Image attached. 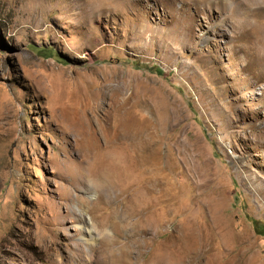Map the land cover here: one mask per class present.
<instances>
[{"label": "rangeland", "instance_id": "rangeland-1", "mask_svg": "<svg viewBox=\"0 0 264 264\" xmlns=\"http://www.w3.org/2000/svg\"><path fill=\"white\" fill-rule=\"evenodd\" d=\"M119 3L0 0V264H264V27Z\"/></svg>", "mask_w": 264, "mask_h": 264}, {"label": "bare ground", "instance_id": "bare-ground-1", "mask_svg": "<svg viewBox=\"0 0 264 264\" xmlns=\"http://www.w3.org/2000/svg\"><path fill=\"white\" fill-rule=\"evenodd\" d=\"M112 1H116V2H120L123 4V6L126 7H130V5H135V4H139L140 2H142L143 0H112ZM177 1V0H176ZM185 1V3H189V5H194V6H198V9H201L202 7L200 5L204 4L206 1L208 2L209 0H183ZM239 1V0H238ZM119 3V4H120ZM116 5V4H115ZM118 5V4H117ZM200 6V7H199ZM241 6L243 7H247L248 10L250 11L249 14H251V16L253 15L255 17L254 21H253V25L254 26H263L264 27V0H240L239 5H236L233 9L235 14H240L239 10L241 8ZM110 7V6H108ZM113 7V6H112ZM141 9V8H140ZM246 9V8H245ZM201 10H204L203 8ZM243 11V10H242ZM143 12V11H141ZM245 15V14H244ZM234 67V65H233ZM239 72V71H237ZM251 83V82H250ZM251 85V84H250ZM249 85V86H250ZM125 133V132H124ZM122 134L123 136L120 137V141L119 144L122 146H129L130 141H131V134H129L128 132L125 134ZM137 135V134H136ZM135 136V135H134ZM139 137V136H138ZM133 144V143H132ZM138 144V143H137ZM131 146V145H130ZM132 147V146H131ZM136 147V146H135ZM143 148V147H142ZM136 149V148H135ZM146 150V149H145ZM142 152V151H141ZM145 152V151H144ZM140 156H142V154L139 152L137 153V157L139 158ZM136 157V158H137ZM135 158V159H136ZM144 158V157H143ZM139 160V159H138ZM145 161V160H144ZM143 161V162H144ZM136 162V161H134ZM138 162V161H137ZM140 162V161H139ZM141 164V163H140ZM144 164V163H143ZM137 166V165H136ZM141 166V165H140ZM138 166V167H140ZM141 168V167H140ZM139 173V172H138ZM144 174V173H143ZM142 174V175H143ZM145 175V174H144ZM127 176V174H126ZM128 177V176H127ZM126 177V178H127ZM132 177V176H131ZM130 177V178H131ZM141 177V176H140ZM146 177V176H145ZM142 181V180H141ZM140 181V182H141ZM143 183V182H142ZM144 184V183H143ZM146 185V184H144ZM131 186V185H130ZM130 201V200H129ZM158 212V211H157ZM78 213L81 214V212L79 211ZM81 217V215H79ZM93 221V218L91 219ZM99 227V226H98ZM103 227V226H102ZM81 230H84V234L81 236L80 240L82 242H84L85 244L89 245L92 249H94L95 247V242H96V238L94 236V230L92 228H87L84 226H80ZM100 231H102L100 229ZM86 233V234H85ZM78 251V250H77ZM82 254V253H81ZM79 255V259L81 260L83 258V255Z\"/></svg>", "mask_w": 264, "mask_h": 264}, {"label": "trees", "instance_id": "trees-1", "mask_svg": "<svg viewBox=\"0 0 264 264\" xmlns=\"http://www.w3.org/2000/svg\"><path fill=\"white\" fill-rule=\"evenodd\" d=\"M49 53L54 55V50L52 48L48 49ZM49 55V54H47ZM253 227L258 235H261L264 237V224L259 223V221L252 220Z\"/></svg>", "mask_w": 264, "mask_h": 264}]
</instances>
